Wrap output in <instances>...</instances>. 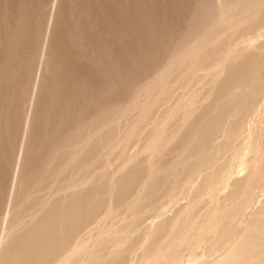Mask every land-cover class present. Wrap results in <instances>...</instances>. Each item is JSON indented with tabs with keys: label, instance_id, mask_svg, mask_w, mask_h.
<instances>
[{
	"label": "rangeland",
	"instance_id": "1",
	"mask_svg": "<svg viewBox=\"0 0 264 264\" xmlns=\"http://www.w3.org/2000/svg\"><path fill=\"white\" fill-rule=\"evenodd\" d=\"M48 2L39 0L37 17L17 54L23 76L19 93L12 101H3L0 218ZM63 2L26 153L25 186L14 207L20 210H12L10 222L27 221L45 198L47 214L62 201L69 205L84 197V220L71 233L64 228L61 239L57 233L53 252L36 264H58L63 253L59 247L79 237L93 249L91 264H140L143 250L149 252L161 240L183 233L184 242L170 251L176 264H189V256L195 258L193 264H212L219 258L218 253L205 254L209 237L219 232L212 227L223 224L238 205L226 197V191L211 199L216 189L213 181L219 176L213 177L221 174L247 139L254 143L249 159L256 178L246 195L256 202L262 199L264 0ZM235 85L241 90H235ZM97 122L102 125L100 135L90 136V143L81 147L83 135H93ZM96 147L99 158L92 152ZM65 162L56 175L58 165ZM84 173L89 182L83 189H64ZM208 185L213 189L205 193ZM252 206L244 218L256 204ZM214 209L220 211L209 220L208 212ZM180 211L185 214L178 217L176 227L173 222ZM171 225L176 234L170 232L172 237ZM107 230L111 234L101 236ZM114 240L120 245L111 247Z\"/></svg>",
	"mask_w": 264,
	"mask_h": 264
},
{
	"label": "bare ground",
	"instance_id": "2",
	"mask_svg": "<svg viewBox=\"0 0 264 264\" xmlns=\"http://www.w3.org/2000/svg\"><path fill=\"white\" fill-rule=\"evenodd\" d=\"M34 2L37 3V6H34ZM262 2H263V0H262ZM38 4H39V0H34V1L33 0H0V115H1L2 111L4 112V107L6 106V103L4 104L3 101L4 102L12 101L13 96L17 95L19 93L20 88H21V81L23 79L22 78L23 76L20 75L21 68L19 69V66H20L19 63L20 62L17 59V57H18L17 54L20 50V45L23 44L22 39L26 38V36H29V33H30L29 29H30L31 22H34L35 17H37ZM63 4H64L63 0H49L48 6L46 5L47 6L46 11L47 12H46V16H45V19L43 21V24H42V32L40 35H38L37 52H36V56H34L35 60H34L33 68H32V73L30 75V81H29L28 90H27V94H26V102L24 101L26 103V106L24 109V115H23L22 121L20 123L21 128L19 131V139L17 141L16 152L14 154L15 156H14V160L12 162V169H11L9 180H8V183L6 186L7 193H6V197L4 200L3 210H2V214H1V218H0V264H36V261L39 262V260L41 258H43L46 255L51 254L50 252H53V249L55 246L54 244L56 243V241L58 239L57 233L59 234V237L61 235H63L64 234V232H63L64 228H65V233L66 232L68 233V231L71 233L73 228L75 227V225L79 223V220L81 221L84 218V214L86 212V207H84L85 203L83 201V199H84V197H83V199L81 198V200L75 201V203L74 202L69 203V205L63 204V201H62L56 210L54 209V211H50L51 209L50 210L48 209V213L46 214V209L48 208L49 204L47 203L48 199L45 198V201H43V200H42L43 202L41 201L44 205L41 204L42 206L40 207L39 205L41 202H39V205H36L39 208L34 206L37 210L32 207V209H35V212L33 214L31 213L32 215L28 212L29 213V219L27 218V221L15 224V222H17V221L15 220L16 218H14L15 222H12V223L10 222V220L12 221V219H10V217H11L10 213L12 212V210H14V207L17 205L16 200L21 194V192H20L21 189H24V186H25L24 171H26L25 170V164L27 162L26 161V153H27L28 148H29V142L31 139V134H32V130H33L32 127L34 126V119L36 116V112H38L37 107L40 104V103H38V99H39L41 87L43 84V78H44L45 72L47 71V66L49 65L48 63H49V58H50L49 56H50L54 26H55L57 16L60 13V11L62 10L61 7L62 6L64 7ZM28 8L30 10H28ZM241 8H243V7H241ZM247 14H248V12H247ZM225 15L226 14H224L223 17H226ZM227 17H226V19H227ZM214 22L215 21H213V23ZM242 22L244 23V21H242ZM216 24H217V21H216ZM216 24L212 27H215ZM73 28H75V27H73ZM89 31H90V29H89ZM56 41H57V39H56ZM54 45H56V44H54ZM57 45H58V43H57ZM98 46H100V45H98ZM187 48H189V47H187ZM194 52H196V51H194ZM102 55H103V53H102ZM196 55H199V54H196ZM187 57H189V55ZM52 70H54V69H52ZM215 72H217V71H215ZM235 86H236L235 90H237V91L241 90V88L237 87V85H235ZM108 89H109V87H108ZM15 97H14V100H15ZM229 102H231V101H229ZM111 106H113V105H111ZM21 110H23V109H21ZM109 110H111V109H109ZM105 113H108V112H105ZM98 115H99V113H98ZM99 119H101V118L99 117ZM230 119H232V118H230ZM35 123H36V121H35ZM103 123H104V121H103ZM64 124H65V122H64ZM7 125H8V123H7ZM101 128H102V125H100L97 122V124H95V127H94L95 130L92 133L93 135H89V134L86 135V133H85L83 135V137L81 136L83 138V140H81V141L79 140L80 141L79 145H81V147L84 148L87 144L90 143V142L88 143L90 136H91V138H95V136L97 138L98 134L100 133L99 131ZM80 129H78V130H80ZM240 132H241V130L238 131V133H236L235 136L233 134V136H234L233 139L235 138V140H236L238 138V135L240 134ZM74 135H75V133H74ZM99 139H97V143L99 142ZM72 140H75V139H72ZM250 140L251 139H247L246 141H243L241 143L239 148L231 155L229 163L227 164L228 166L221 171V174H219L217 176L213 175L214 177L211 175L213 178L219 176L218 181H216V178L213 181L216 185V189L214 188L215 189L214 196H212L211 199H213V198L218 199V194L220 192L226 191V193L229 192V194L226 195V197H228V199H230V200L234 199L235 202L238 203V205L235 206V207H237V211L232 213V215L230 214L227 217V219L223 222V224L220 225L217 223V225L215 224L212 227L213 230L219 228V232L217 230L216 232H214L212 234V236L209 237V240H208L209 241V244H208L209 248L207 250H205L206 255H208V254L212 255V254L218 253V255H219L218 260H216L212 264H264V188L261 189L262 199L259 202H256L254 199L249 198L246 195V193L249 191L248 188H249L250 184L256 178V172H255L256 169H254L253 166H251L250 159H249V154L251 153V149L253 148L252 145H254V143L251 142ZM98 146H99V144H98ZM73 147H74V145H73ZM1 151H2V149H1ZM77 152H79V150H77ZM92 152L95 155L97 153L96 158L100 157V152L97 151V147H96V150L95 149L93 150V148H92ZM91 157H92V155H91ZM0 161H1V159H0ZM66 164H67V162L58 165V168L56 170V173L57 172L58 173L56 175H58L61 170H64ZM82 166L83 165H81V167ZM49 167H50V165H49ZM85 167H82V168H85ZM83 171H84V169H83ZM238 172L241 173V176H237ZM173 177H174V175H173ZM87 179H88V177L86 178L85 173H84L83 177H81V180H79L78 182H75V183L70 182L69 185H66V187L64 189H67V190L69 189L70 192L71 191H78V189H76V188H79V190L83 189L84 186H86V184L89 182ZM209 189H213V188H211V186L208 185L205 193H207ZM30 194H32V193H30ZM69 197H70V195H69ZM73 201H74V199H73ZM19 204H21V202ZM253 204L254 205L256 204V206L252 209L251 213L248 215L247 218L245 216V218H246L245 219L243 217L245 210H247L250 207L252 208ZM17 210L18 211L14 210V213H15V211L19 213L20 209H17ZM218 211H220V210L214 209L213 211H209L208 212L209 220L215 218L216 215L218 214ZM43 212H45L44 213L45 215H48V214L49 215L46 216L45 219L42 218L40 220L39 218L41 216H45L43 214ZM183 214H185L184 211H180L178 213L177 218H175L174 222L172 221L173 225L177 223V220H179L178 217L181 218ZM12 215H14V214H12ZM17 216H19V215L17 214ZM15 217H16V215H15ZM47 217H50L49 221H47L48 220ZM17 219H19V217ZM194 224L195 223L193 222L191 225L192 228L195 227ZM173 225H171L169 227V229H168L169 233L170 232L172 233V231H173L172 226ZM189 225H190V223H189ZM174 226H176V225H174ZM174 226H173V228H174ZM181 227H183V226H181ZM158 229H160V228H158ZM107 231L103 232L101 234V236L103 235V236L107 237L108 235L111 234L110 231H108V232ZM171 233H170V236H171ZM129 234H131V233H129ZM185 235H186V233H183L180 236H177V237L172 238V239H170V237H169V240H167L168 239V236H167V239H166L167 241L162 242V240H161L159 242L158 247H156L154 249L151 248L152 250L150 249L149 252L146 250L145 251L143 250V252H146V253L143 256L140 255V257L143 258V259L141 258L142 261L140 262V264H176L178 262V260L176 261V259L174 258V255L170 256V251L172 249H177L178 246H180V243L184 242ZM121 236H124V234ZM125 236H127V235H125ZM202 237H205V236H202ZM202 237H200V238H202ZM143 238H145V239H143V241H145V242L148 241V238H149L148 234H147V237L145 236ZM200 238H198V240ZM60 239H61V237H60ZM84 239H85V237H84ZM65 240H67L66 234H65ZM102 242H103V240H102ZM203 242H201V244ZM64 243H65V245H64ZM104 244L105 243H103V245ZM115 245H120V244H116V241L114 240L111 247L112 246L114 247ZM122 245H123V243H122ZM87 246H88V244H87ZM87 246H86L85 241L81 240L80 237H79V239L75 238V240L69 241V243H67V244H66V241L63 242V247H61V246L59 247L60 248L59 251L63 252V253L61 254V256L59 254V257L56 260L57 263L58 264H91L92 262H94L95 254L92 251L93 249L92 248L89 249ZM140 246L142 248V243L140 244ZM108 247L109 246H107L106 249H108ZM152 247H153V245H152ZM101 248H102V246H101ZM45 249H47V250H45ZM44 250L46 252H44ZM116 251H117V249H116ZM60 252H58V253H60ZM190 257L191 256H189L188 263L189 264L195 263L194 262L195 258L194 257L190 258ZM206 257H205V260H206ZM178 259H179V257H178Z\"/></svg>",
	"mask_w": 264,
	"mask_h": 264
}]
</instances>
